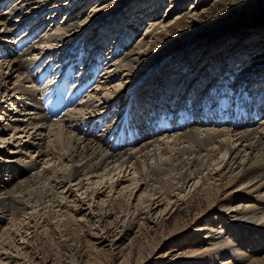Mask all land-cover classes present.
Returning a JSON list of instances; mask_svg holds the SVG:
<instances>
[{"label": "bare ground", "instance_id": "obj_1", "mask_svg": "<svg viewBox=\"0 0 264 264\" xmlns=\"http://www.w3.org/2000/svg\"><path fill=\"white\" fill-rule=\"evenodd\" d=\"M8 1L0 0V7L6 4L0 12V113L8 119L0 124V237L25 220L39 228L45 218L71 213L69 209L81 203L71 192L85 188L86 193L91 185L93 202L108 190L146 198L158 207L175 199L174 205L189 184L202 188L213 181L219 182L216 196L228 203L216 214L218 226L213 220L203 225L208 250L226 256L220 264H264V85L254 88L263 71L235 84L221 78L232 75L229 62L221 65L219 74L210 65L198 74L187 67L196 75L194 80L183 75L187 69L178 76L159 66L143 85L132 86L144 47L154 41L153 30L161 21L148 19L146 40L130 41L145 17L158 14L156 9L152 13L147 7L137 9L141 18L126 22L114 34L116 16L106 27L105 23L91 27L86 13L81 22L73 21L71 11L62 13L66 21L56 19L62 6L69 8L78 0L56 8L55 0ZM130 6L120 15L139 7ZM95 8L103 10L104 5ZM12 20L16 23L11 25ZM80 26L92 32L77 33ZM36 46L43 49L39 55ZM91 48L94 56H89ZM75 52L72 62L79 64L66 66ZM88 60L92 64L86 65ZM210 74L218 82L209 81ZM175 75L184 76L176 80L181 85L168 90ZM116 76L119 81H112ZM64 77L75 82L76 94L66 97L70 86ZM151 80L155 82L148 86ZM83 90H95L88 93L90 108L78 106L76 114L65 116V105L76 95L81 101ZM71 116L76 121L70 122ZM89 117L95 118L92 124L78 127L77 121ZM47 126L52 138L46 136ZM231 220L248 226L230 230L224 222Z\"/></svg>", "mask_w": 264, "mask_h": 264}, {"label": "rangeland", "instance_id": "obj_2", "mask_svg": "<svg viewBox=\"0 0 264 264\" xmlns=\"http://www.w3.org/2000/svg\"><path fill=\"white\" fill-rule=\"evenodd\" d=\"M11 1L13 0L8 3ZM55 1L53 8L61 7L62 3H65L66 6L69 2V0ZM74 3L76 4H71L69 8L62 6L60 10L63 12L58 13L56 19L66 21L65 17H61L62 13L64 15V12L71 11L75 18L73 21L80 20L81 22L84 13H86L89 14L88 17H91L89 22L91 27L103 23L106 27L116 16L113 19L115 20L113 23L114 34L120 33L121 28H125L126 22L129 24L133 20L141 18V13H138V10H143L144 7H147L151 13L155 9L157 10L155 13L158 14L144 18L145 22L139 26L130 41L132 43L143 39L144 27L149 24L148 19L156 18L161 21L159 27L153 30L154 41L147 42L148 45L144 47V55L143 52L141 55L143 60L140 59L136 69L138 72L140 71V75L136 72L134 78L138 79H131L132 86L143 85L148 78L156 73L159 66L163 67V71L173 69V73L180 76L182 74L180 72L185 71L187 67H193L195 69L193 72L197 73L201 70L205 71L210 65L219 74L221 65L225 62L230 63L229 70L230 72L233 70V72L232 75L221 77L222 81H226L228 78L227 80L235 84L240 81L245 83L254 73L257 75L263 71L260 76L256 77L259 84L254 83L257 84L254 88L264 85V0H78ZM98 4H103L104 9H96L95 6ZM4 5L6 6V4ZM130 5H139V7L125 17L120 15V12H126ZM3 6L0 7V12L4 10ZM42 14L38 18L42 17L43 20ZM14 23L13 20L10 22L11 25ZM81 26L75 30L77 33L92 32L91 29L87 31V27ZM39 30H42V27H39ZM105 33L104 31L103 34ZM67 36L72 37L71 35ZM117 37V35L114 37L115 40ZM112 43L111 45H113ZM108 46L106 44L103 49ZM39 50L43 49H40V46L34 48L36 55L40 54ZM89 53L92 54L89 56H94L96 51L91 48ZM256 54L261 56L256 57ZM75 55L70 56L66 66L73 63ZM156 60L159 61L158 65L150 68L153 67L151 65ZM231 64H235V66H231ZM244 65L245 67H243ZM147 69L149 70L147 71ZM152 70L154 72L151 75ZM251 70L253 72H250ZM185 72L184 76L189 74L191 80L195 79L193 77L196 75H191L192 69L190 71L187 69ZM211 75H208L209 81L213 79L218 82L219 78ZM178 76L175 75L168 84V90L176 84L177 86L181 85L176 80H180L184 76L181 78ZM117 78L118 76L112 81ZM121 78H125V76L122 75ZM118 81L119 78L116 82ZM152 81L155 82L151 80L147 85L150 86ZM213 90L217 89L213 87ZM83 91L84 98L81 101L76 95L73 102L65 105V116L76 114L74 109L78 106L90 108L91 97L88 96L95 90L89 91V94L85 90ZM99 92L103 96V92L101 90ZM197 92L195 90L194 94ZM67 93L65 92V94ZM74 93L76 94V91ZM256 94L257 92H254L253 96ZM253 96L250 97L252 100ZM96 106L94 100V107L96 108ZM2 115L0 113V116ZM4 119L5 116H2L0 124H5L8 121V119ZM88 119V121L85 119L77 121L78 127L82 124H85L83 127H87L88 124H92L95 118L89 117ZM69 121H76L75 117L71 116ZM56 123L59 124L57 120ZM62 124L67 126L69 122L65 121ZM48 127L45 128L46 136L48 134L47 138H52L53 133L47 129ZM63 127L67 130L65 126ZM19 165L21 166L20 163ZM211 182L202 188L193 186L189 188V184L176 197L174 205L175 199L169 204L164 203L158 207L147 202L146 198L140 197L137 200L136 196L135 199H132L127 195L109 193L108 190L93 202L90 192L92 185L86 193L83 192L85 188L77 193L71 192V197L74 195L75 199L81 201L78 206L69 209L71 213L65 212L63 216L57 218H45V221L40 223L42 227L39 228H34L33 222L25 220L16 228L11 225L1 234L0 264H220L226 256H214L208 250L209 238L206 237L207 229H204L203 225L206 221L213 220L212 222L218 226L220 223L216 214L220 213L228 202L222 195L216 196V184L218 185L219 182ZM235 222V220H231L224 223L228 224L227 228L230 230L237 226V228L248 226Z\"/></svg>", "mask_w": 264, "mask_h": 264}]
</instances>
